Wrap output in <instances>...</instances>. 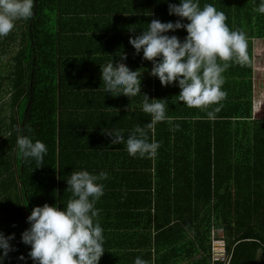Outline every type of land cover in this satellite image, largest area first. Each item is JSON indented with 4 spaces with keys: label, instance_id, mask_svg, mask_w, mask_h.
I'll return each mask as SVG.
<instances>
[{
    "label": "trees",
    "instance_id": "16d2710c",
    "mask_svg": "<svg viewBox=\"0 0 264 264\" xmlns=\"http://www.w3.org/2000/svg\"><path fill=\"white\" fill-rule=\"evenodd\" d=\"M110 1L122 7L119 19L130 23L129 30L102 23L117 18L105 0L84 7L82 29L73 24L82 0H35L32 18L17 20L0 38V232L14 234L4 264H33L30 245L21 241L26 217L45 203L63 209L71 199L66 178L80 170L108 173L95 205L105 249L99 264H118L117 257L121 264H134L137 257L145 264H209L212 231L223 234L228 264H264V134L249 143L248 157H241L247 149L235 145L230 159L225 147L239 127L230 132L227 121L208 118L210 108L177 101L175 82L162 86L149 74L152 63L135 53L130 38L153 19H179L168 13L177 0ZM239 1L247 9L235 19L252 25L260 0ZM263 28L264 19L257 29ZM167 34L182 36L177 30ZM111 60L141 70L140 94L104 93L100 66ZM144 94L167 101L171 123L147 128ZM137 127L159 142L155 157L129 156L123 143L112 144L102 131L120 130L126 139ZM21 134L45 143L41 166L22 159Z\"/></svg>",
    "mask_w": 264,
    "mask_h": 264
},
{
    "label": "clouds",
    "instance_id": "9594fccd",
    "mask_svg": "<svg viewBox=\"0 0 264 264\" xmlns=\"http://www.w3.org/2000/svg\"><path fill=\"white\" fill-rule=\"evenodd\" d=\"M34 4L35 0H0V38L13 30L17 20L32 18ZM254 10L264 15V0H260ZM168 13L179 19L175 22L153 19L147 29L130 38L129 43L136 54L142 52V59L152 63L149 74L157 77L162 86L175 82L180 89L177 101L201 110L218 105L226 97L222 90L225 82L222 74L231 66L230 62L240 66L250 63L246 34L230 30L224 13L212 4H204L201 8L200 0L169 3ZM185 19L187 23H182ZM182 28L187 33L183 40L167 34ZM120 58L126 60L123 55ZM100 71L104 93L128 98L141 93V70H130L126 63L114 64L111 60L100 66ZM166 105V100L150 99L144 94L142 111L151 116L147 128L153 129L159 122H172L166 116ZM219 111V107L208 111V118L214 119ZM27 131H32L30 126ZM102 131L112 144L123 143L132 157H155L160 147L159 142L149 141L144 129L139 127L126 139L120 130ZM17 148L22 159L34 160L37 167L43 164L48 151L45 143L23 134L17 137ZM107 178V172L99 175L87 170L73 172L66 178L71 199L63 209L47 203L32 208L26 217L29 227L21 233V241L30 245L28 258L33 264H98L105 249L99 209L95 205L104 194L101 181ZM12 239L14 234L5 236L0 232V264H4L8 253L14 250L9 243ZM18 259L26 260L23 255ZM134 264L145 262L137 257Z\"/></svg>",
    "mask_w": 264,
    "mask_h": 264
},
{
    "label": "crops",
    "instance_id": "0c3cea01",
    "mask_svg": "<svg viewBox=\"0 0 264 264\" xmlns=\"http://www.w3.org/2000/svg\"><path fill=\"white\" fill-rule=\"evenodd\" d=\"M91 1L82 0V3H85V5L80 9L79 18L73 22V24L81 23L79 29H82L86 25L84 21L87 18L84 14V7L88 3L99 4L104 2V0ZM177 1L179 2V0ZM105 2H110L112 12L117 18H112L111 21L103 20L102 23L110 24L115 29L114 31L129 30L130 23L126 19H119L125 16L122 7L113 2L111 3L110 0H105ZM207 2L212 4L218 11L224 13L227 18L225 23L230 30L243 31L248 41L250 63L247 66H240L230 62L231 66L222 74L225 81L222 90L226 92V97L218 105L209 107L211 110L216 107L220 108V111L215 113V115L228 122L230 132L233 127H239L240 129L235 139H231L228 146L226 145V155L232 159L231 154L237 150L235 148L236 145L239 146L238 149H247V152L241 153V157L245 158L250 155L249 143H252L250 146L254 145V137L264 134V35H260L264 32L257 29L261 20L264 19V15L258 13V16L254 18L255 21L251 25L248 20L242 19L238 21L235 19L238 10L243 12L247 9L245 2L240 3L241 1L239 0H200V7L202 8L204 4H208ZM113 19H116L115 23ZM183 22L187 23V20L185 19ZM67 26L72 27L70 24H67ZM72 30L76 29L72 28ZM177 31L182 35L178 38L183 40L187 34L186 30L182 28ZM83 79L85 78L81 76V80ZM208 109L206 110L208 111ZM114 261H118V264H121L119 257Z\"/></svg>",
    "mask_w": 264,
    "mask_h": 264
},
{
    "label": "built area",
    "instance_id": "2783aa9c",
    "mask_svg": "<svg viewBox=\"0 0 264 264\" xmlns=\"http://www.w3.org/2000/svg\"><path fill=\"white\" fill-rule=\"evenodd\" d=\"M230 254L226 250V243L223 234L217 235L211 232L209 264H228Z\"/></svg>",
    "mask_w": 264,
    "mask_h": 264
}]
</instances>
